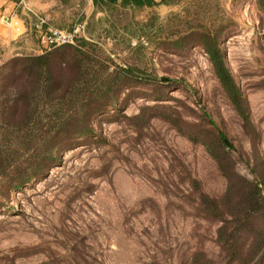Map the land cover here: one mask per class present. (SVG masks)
Segmentation results:
<instances>
[{
    "label": "rangeland",
    "instance_id": "1",
    "mask_svg": "<svg viewBox=\"0 0 264 264\" xmlns=\"http://www.w3.org/2000/svg\"><path fill=\"white\" fill-rule=\"evenodd\" d=\"M20 16L23 54L44 50L38 16L45 29L82 21L92 54L135 72L92 118L94 134L3 196L0 264H181L196 250L229 264L200 193L225 192L219 159L228 173L264 179V0H26ZM194 29L217 33L250 122Z\"/></svg>",
    "mask_w": 264,
    "mask_h": 264
},
{
    "label": "trees",
    "instance_id": "2",
    "mask_svg": "<svg viewBox=\"0 0 264 264\" xmlns=\"http://www.w3.org/2000/svg\"><path fill=\"white\" fill-rule=\"evenodd\" d=\"M120 2L142 7L170 0ZM196 32L214 74L237 112L250 122L245 98L224 61L217 33L194 29L189 36ZM184 41L182 37L175 42L182 46ZM88 45L81 35L75 43L51 47L46 43L42 52L16 54L0 64V208L9 191L45 175L63 149L80 136L94 134L92 118L114 107L119 89L135 72L129 64L111 67L92 54ZM221 162L227 176L225 192L219 197L200 193V201L220 222L216 238L229 264H264V179H249L234 170L228 173ZM209 263L203 251L196 250L181 264Z\"/></svg>",
    "mask_w": 264,
    "mask_h": 264
},
{
    "label": "crops",
    "instance_id": "3",
    "mask_svg": "<svg viewBox=\"0 0 264 264\" xmlns=\"http://www.w3.org/2000/svg\"><path fill=\"white\" fill-rule=\"evenodd\" d=\"M25 6L26 0L23 4L0 0V64L13 55L21 54L26 46L24 42L29 33L27 24L20 16ZM41 41L45 42V38Z\"/></svg>",
    "mask_w": 264,
    "mask_h": 264
},
{
    "label": "built area",
    "instance_id": "4",
    "mask_svg": "<svg viewBox=\"0 0 264 264\" xmlns=\"http://www.w3.org/2000/svg\"><path fill=\"white\" fill-rule=\"evenodd\" d=\"M16 4H23L25 0H11ZM5 18H3L4 20ZM10 21V20H8ZM46 18L38 16L34 23L35 31L41 35L43 34L48 47L59 45L62 43H75L76 38L81 36V32L84 30V24L82 21H75L70 27L67 28H44Z\"/></svg>",
    "mask_w": 264,
    "mask_h": 264
},
{
    "label": "water",
    "instance_id": "5",
    "mask_svg": "<svg viewBox=\"0 0 264 264\" xmlns=\"http://www.w3.org/2000/svg\"><path fill=\"white\" fill-rule=\"evenodd\" d=\"M165 78H167V77H162V79H165Z\"/></svg>",
    "mask_w": 264,
    "mask_h": 264
}]
</instances>
